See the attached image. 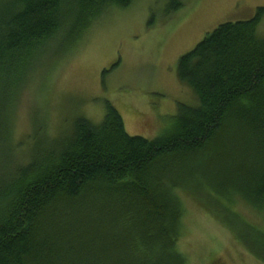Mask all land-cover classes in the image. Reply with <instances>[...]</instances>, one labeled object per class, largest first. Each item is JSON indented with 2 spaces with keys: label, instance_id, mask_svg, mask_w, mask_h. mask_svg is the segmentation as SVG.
I'll return each mask as SVG.
<instances>
[{
  "label": "trees",
  "instance_id": "16d2710c",
  "mask_svg": "<svg viewBox=\"0 0 264 264\" xmlns=\"http://www.w3.org/2000/svg\"><path fill=\"white\" fill-rule=\"evenodd\" d=\"M132 2L14 0L0 19V97L48 42L63 34L76 48L107 8ZM183 6L171 0L166 17ZM263 18L259 8L221 24L178 59L177 77L198 105H179L164 135L129 136L107 102L102 123L77 118L67 137L37 148L0 190V264H187L177 187L196 171L264 209ZM247 249L264 262V247Z\"/></svg>",
  "mask_w": 264,
  "mask_h": 264
},
{
  "label": "rangeland",
  "instance_id": "374dc122",
  "mask_svg": "<svg viewBox=\"0 0 264 264\" xmlns=\"http://www.w3.org/2000/svg\"><path fill=\"white\" fill-rule=\"evenodd\" d=\"M177 1L184 6L170 18L171 0L109 7L78 47L67 50L63 34L45 45L20 85L0 97V190L37 148L67 137L77 118L102 123L107 102L129 136L164 135L179 105H198L177 77L178 59L219 25L250 20L264 8V0ZM13 2L0 0V19ZM258 33L264 37V18ZM191 176L177 187L184 210L178 249L187 264H264L247 249L264 247V209L247 206L233 189L220 190L213 176Z\"/></svg>",
  "mask_w": 264,
  "mask_h": 264
}]
</instances>
